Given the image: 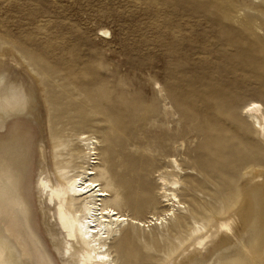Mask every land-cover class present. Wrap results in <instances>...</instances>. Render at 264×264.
<instances>
[{
    "label": "rangeland",
    "instance_id": "374dc122",
    "mask_svg": "<svg viewBox=\"0 0 264 264\" xmlns=\"http://www.w3.org/2000/svg\"><path fill=\"white\" fill-rule=\"evenodd\" d=\"M0 74L18 92L35 91L44 173L54 176L51 155L60 162L66 152L73 161L59 169L77 173L93 139L105 204L143 223L167 211L158 178L178 182L181 208L167 225L129 222L115 239L138 252L130 261L198 258L196 210L238 207L244 194L248 232L215 262L264 264V144L244 110L256 103L264 114V0H0ZM130 167L148 183L151 206L115 198L114 175ZM114 242L115 264H127Z\"/></svg>",
    "mask_w": 264,
    "mask_h": 264
},
{
    "label": "bare ground",
    "instance_id": "6f19581e",
    "mask_svg": "<svg viewBox=\"0 0 264 264\" xmlns=\"http://www.w3.org/2000/svg\"><path fill=\"white\" fill-rule=\"evenodd\" d=\"M102 34L107 35L108 32L103 31ZM14 83H0V131L3 135L0 138V264H115L110 245L120 237L121 230L129 222L138 226L146 223L158 227L175 216L176 210L181 208L175 193L178 182H169L162 177L157 180L159 199L167 210L162 217L151 215L150 220L143 223L106 205L109 194L96 180V141L87 140L85 135L81 139L87 140L88 165L69 176L59 169V166H67L73 161L66 152L60 162H56V156L51 155L54 176L44 173V149L39 144L33 124L38 107L35 91L22 85L18 92ZM244 110L245 114H255L253 122L264 144L261 106L249 103ZM109 156L105 152V165L109 168L108 173H111ZM31 167L37 168L40 174L33 176ZM245 173L250 175L256 172L251 170V173ZM141 176L142 172L135 167L116 173L114 179L118 188L115 198L120 202L121 197H131L129 200L139 209L151 206L154 201L151 189L148 190L146 182L144 186V180L139 182ZM231 203H222L217 211L210 214L204 213L206 210L199 206L203 211L198 208L197 214H193L194 254L198 258L188 260L186 257L184 263L243 264L234 260L215 262L222 248L232 242V236L240 237L246 230L248 232V220L252 213L249 214L247 196L242 195L238 207ZM178 223L179 220L175 227ZM114 243L116 252L122 255L127 264H144L146 257H141L137 263L130 261L128 255L132 257L134 250H130L122 239ZM136 253L135 258H140ZM176 262L174 258L170 264Z\"/></svg>",
    "mask_w": 264,
    "mask_h": 264
}]
</instances>
